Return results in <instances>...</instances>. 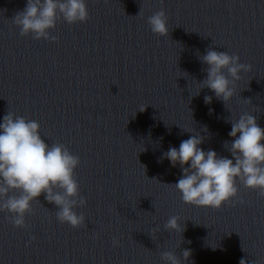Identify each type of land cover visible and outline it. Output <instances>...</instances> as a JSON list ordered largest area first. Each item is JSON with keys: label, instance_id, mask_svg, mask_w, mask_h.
I'll use <instances>...</instances> for the list:
<instances>
[{"label": "clouds", "instance_id": "1", "mask_svg": "<svg viewBox=\"0 0 264 264\" xmlns=\"http://www.w3.org/2000/svg\"><path fill=\"white\" fill-rule=\"evenodd\" d=\"M159 3L160 10L147 17V25L153 34L168 37L164 0H159ZM138 15L143 17L142 8ZM88 19L86 0H27L25 8L17 11L11 22L19 29L21 37L31 35L34 40L58 42V37L52 35L58 22L73 25L86 23ZM199 59L207 65L203 69L207 76L197 82L200 88L195 95L208 88L227 106L236 94L241 72H250L252 65L241 63L238 54L217 51L211 46ZM245 100L252 103L250 98ZM204 101L210 104L212 97L205 96ZM226 122L232 125L228 135L233 139L225 142L232 159L219 156L214 150L202 149L200 145L205 138L195 129H184L194 134L181 141L178 149L170 147L163 153V158L168 159L173 167L179 164L182 170V177L175 184L168 185L181 194L185 204L216 210L225 204H243V199H237L238 182L264 198V128L259 126L258 117L247 111L235 119L230 116ZM80 164V157L63 143L46 142L40 134L38 121L8 111L0 123V212L7 214L5 218L13 227L27 229L26 216L35 214L33 203H40L37 198L44 194L45 200L56 206L55 215L59 223H66L74 229L86 226L85 216L76 211L87 204L86 198L80 195L76 177ZM159 231V228L153 229L151 238ZM164 231L179 233L181 240L177 247H180L185 231L180 217H169ZM34 240L36 236L32 235L29 242ZM112 244L118 246L119 240L114 237ZM190 256L188 249L183 250L180 256L174 251L160 253L165 264H185ZM241 264H244L243 260Z\"/></svg>", "mask_w": 264, "mask_h": 264}]
</instances>
